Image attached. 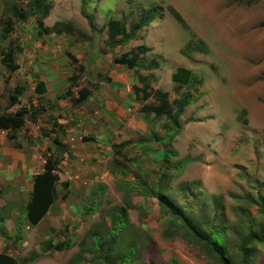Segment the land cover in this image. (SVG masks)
I'll return each instance as SVG.
<instances>
[{
	"label": "rangeland",
	"instance_id": "rangeland-1",
	"mask_svg": "<svg viewBox=\"0 0 264 264\" xmlns=\"http://www.w3.org/2000/svg\"><path fill=\"white\" fill-rule=\"evenodd\" d=\"M5 1L7 7L0 15V151H5L6 155L14 149L24 154L37 151L44 164L50 153L47 143L55 136L51 135L52 130L58 129L53 127V116L43 113L50 109L46 100L28 93L34 85V77L22 80L32 72L28 64L35 58L29 45L35 42L34 32L38 28L34 18L21 22L11 15L14 4L26 9L32 0H4V4ZM49 3L52 17L48 24L51 27L58 22L69 25L71 29L65 33V38L70 46L80 44L81 55L87 45L84 41L99 52L114 53L116 57L134 51L141 54L132 72L133 88L141 90L139 96H143L142 91L148 86L147 93L161 90L168 94L170 103L187 93L194 102L179 118L178 132L165 145L163 154H169L168 163L161 162L160 158L155 161L154 155L132 142L121 154H115L113 149V155H106L100 161L85 157L78 161V171H82L85 181L83 192L91 194L82 211L73 215L76 222L70 220L75 224L72 230L69 226L64 228L65 233H71L65 234L62 241L71 238L73 247L63 253H49L27 246L22 248L24 252L14 254L15 258L23 263L24 259L41 252L35 264H67L79 251L81 241L89 239V229L103 224V219L109 223H104L107 227L111 226L112 206L131 202L137 206L129 211L132 226L127 228L123 245L132 244L139 254L143 251L142 258L132 264H219L201 245L187 238L184 229L181 237L167 239V235L182 227L181 221L165 209L161 211L157 199L141 197L139 184L151 187L152 182L156 187L154 175L144 168H157L158 164L159 175L171 173L164 178L165 198L181 210L189 207L187 214L196 223L214 219L227 235L226 249L237 263V246L249 225L253 224L257 230L264 225L261 208V198H264V28L259 27L264 21V0H49ZM151 9L156 12V20L131 36L133 27L148 20ZM171 9L180 14L185 25L173 17ZM9 18L13 26L8 33L4 30V21ZM111 20H119L122 29L112 42L107 33ZM27 24L31 28L26 27ZM141 47L146 51L140 50ZM9 48L14 49L15 66L22 67V72H17L18 68L15 72L9 70L3 62V53ZM75 52L66 50L65 55L74 69L72 77L76 75L81 80L83 72L79 70L81 64ZM180 68L191 70L197 82L174 83L172 75ZM72 94L76 96V91ZM13 95L18 96V103L14 105L11 104ZM136 101L140 110L159 105L155 97L146 102ZM21 108L37 112L38 116L33 118L31 113L26 114L25 125L17 132L4 129L5 116L15 115ZM145 115L156 131L172 128L171 115L164 114L160 118H155L151 112ZM51 156L59 159L61 153ZM185 159L188 160L185 169L174 171ZM91 168H94L93 174ZM58 170L59 174L63 171L61 166ZM76 175L78 173L73 176ZM75 180L79 184V178ZM194 180L201 181L202 185H190ZM187 186L191 189L185 192ZM6 187L0 184L2 191L7 190ZM58 189L56 203L62 201L64 193L61 185ZM81 192L82 189H78L75 195ZM143 202L149 203L147 210L141 206ZM140 231L151 235V242ZM32 237L33 244L36 241L42 245L46 241H40L39 234ZM123 249L122 252L126 247ZM252 250V264H264V245H254ZM90 258L91 255H86V260Z\"/></svg>",
	"mask_w": 264,
	"mask_h": 264
},
{
	"label": "crops",
	"instance_id": "crops-1",
	"mask_svg": "<svg viewBox=\"0 0 264 264\" xmlns=\"http://www.w3.org/2000/svg\"><path fill=\"white\" fill-rule=\"evenodd\" d=\"M4 6V0H0V15L4 12ZM51 17L52 7L49 17L45 20V26L48 28L51 27L48 24ZM26 27L31 28L29 24ZM37 31L35 29V42L29 45V50L35 58L28 64L32 72L28 76H22V80L34 77L32 78L34 85L29 88L28 93L35 94L36 98L45 99L50 105L49 110L43 111L45 116H53L54 121L66 127L65 133L58 132L60 133L58 138L67 149L66 153L60 152L59 166L63 173L60 171L59 175L62 182L69 183V193L65 200L56 203L55 209L52 207L49 210L38 225H30L27 221L26 205L33 190L34 178L43 171L42 155L37 151L24 154L17 149L11 151L10 155L0 151V184L7 185V190L0 199V253L13 257H17L14 254H20V251L24 252L22 248L27 246L35 247L37 250L39 247L42 250V245L39 246L36 241L33 244V234H39L40 241L43 239L47 241L51 237L49 230L54 229L52 235L54 241L61 242L65 234L71 233V231L65 233V226L72 230L75 224L71 222H76L73 215L80 213L79 210L82 211L84 202L91 194L90 191L83 192L85 181L82 171H78V161L84 160V157L100 161L104 156L114 154V146L121 145L122 142L129 144L132 142L151 156L154 155L155 161L158 162L160 158L163 162V151L167 143L165 132L168 129H164L163 132L156 131L154 125L146 121V115L141 112L133 93V70L126 65L116 64L114 53L112 55L101 53L92 47L90 42L84 41L87 45L83 47L85 52L81 55L80 44L70 46L65 33L39 36ZM66 50L70 52L76 50L75 56L84 68L83 79L77 80L79 88L74 87L70 81L74 69L68 63ZM22 70L24 69L19 67L17 72ZM39 82L45 86L46 91L43 94L36 92ZM81 88L92 90L91 96L82 103L78 98V90ZM69 90L72 93L76 91V96L72 94V97L78 98L77 107H73L71 97L67 96ZM28 93L25 92V96ZM20 101L24 102L25 99ZM33 102L36 105V100ZM51 135L57 136L55 133ZM120 139L122 141H119ZM47 147H50L49 156L59 152L51 141L47 143ZM156 167L144 168L146 172L154 175L151 176L155 177L154 182L160 176L158 164ZM91 169L93 174L94 168ZM75 173L78 175L73 176ZM74 178H79V184ZM153 184L151 182L152 189L155 188ZM78 189H82V192L76 196L75 191ZM138 191L143 194L141 196L143 199L147 198L141 187ZM144 202L141 206L147 210L149 203ZM159 209L162 211L160 206ZM37 255L41 257V252Z\"/></svg>",
	"mask_w": 264,
	"mask_h": 264
},
{
	"label": "trees",
	"instance_id": "trees-1",
	"mask_svg": "<svg viewBox=\"0 0 264 264\" xmlns=\"http://www.w3.org/2000/svg\"><path fill=\"white\" fill-rule=\"evenodd\" d=\"M247 1L249 2V0ZM6 7L7 2L5 1V8ZM50 8L51 7L49 0H32L28 2L26 9H22L20 8V6L14 4L12 6L11 15L13 19L15 18L21 22H26L27 20H29V18H34L39 35L52 33L61 34L69 32L71 27L60 22L56 23L50 28L45 26L44 21L50 15ZM170 11L173 17L177 21H179V23L185 25L180 14L175 9H171ZM155 16V10H149L148 20L142 21L138 25L133 27L131 36H134L136 31L143 28L145 24H149L151 21H155ZM12 18L6 19L4 21V30L8 33L12 30ZM259 27L264 28V21L259 24ZM121 31V23L119 20L109 21L107 25V33L110 42L114 41L121 34ZM140 50L146 51L145 47H141ZM3 55V62L6 63L7 68L15 72L18 66H15L14 49L9 48L5 53H3ZM140 55V53L135 51L126 53L121 57H115L114 62L116 64L126 65L129 69L134 70L139 64ZM79 70L80 72H82L84 68L81 66ZM77 80L78 77L76 75L70 78L72 85L79 88ZM172 80L174 83L179 85H190L192 82H197V77L191 70L180 68L172 75ZM133 89L135 92L136 100H142L143 102H146L150 97H155V99L158 100V106L143 107L141 108V112L147 115L149 114V112H151L155 116V118H160L164 114L171 115L172 128L165 132V140L169 141L172 135H174V133L178 132V130L180 129L179 118L183 116L186 108H188L194 102L191 99V94L187 93L183 97L174 99L170 103L168 100V94L161 90L147 93V90H149L150 87L146 86L144 91H142L143 96L141 97L138 95L141 90L135 86ZM45 91L46 90L44 84L42 82H39L36 86V92L39 94H43L45 93ZM16 92L18 94L21 93L19 90H17ZM91 94L92 90H89L87 88H81L78 90V98H80L81 103L85 102L91 96ZM67 96L71 97L73 107H77L79 105V103L77 102L78 98L72 97V92L70 90L67 92ZM16 103H18V96L13 95L11 97V104L14 105ZM30 112L33 117L38 115L37 112L29 111L27 108L19 109L15 115H6L4 118V129L11 132H17L18 130L22 129L25 125V115ZM53 127L58 130H52V133H65L66 127L64 125H60L55 121ZM8 139L12 140L13 137H8ZM51 143L57 149H59L61 153L67 152V149L58 138V135L51 140ZM128 144L129 142H125L121 145L114 146L113 148L115 150V154H121L123 148ZM163 162H169V154L167 152L163 154ZM187 163L188 160H181L178 163L181 166H177L178 168L174 167L173 170L180 172L181 169H184L182 167H184ZM59 164L60 159H58L57 157L46 156L43 171L37 174L34 178L33 190L26 205L27 221L32 226L38 225L56 203L59 195L58 187L60 185L62 187V190H64V193L61 196V200H65L68 197L69 183H61L58 170ZM169 173L170 171H167L166 175H160L157 178V181L155 182L156 187L154 189L149 186H144V184H139V188L141 187L142 193H145L146 197H153L157 199L160 207L163 210L165 209L173 216V218L179 219L181 221L182 227L176 228L174 231H172L169 235H167V239L181 237L180 232L182 231V229H184L185 236L189 239H192L195 244L201 245L206 253L212 254L219 264H252V246L258 244L264 245V225H261L258 230L254 229L255 226H253V224L249 225L247 234L237 246V254L239 260L237 263H235L226 249L228 244L226 239L227 235L221 231L220 225L218 223H215L214 219L212 221L208 220L204 223H196L195 221L191 220L187 214L186 209H188L189 207L185 206L184 210H181L180 208L175 207L174 203L171 200L165 198V196L163 195L166 183L164 181V178L165 176H171V173ZM190 185L198 186L202 185V182L199 180H194ZM188 186L184 187L185 192H188L191 189ZM3 193L4 191L0 189V199ZM261 199L263 201L261 203V208L262 212H264V198ZM133 208L134 205L131 202H128L127 204L112 206L109 211V214L112 218L111 226L107 227L106 225L109 223L105 219H103V222L105 221L104 223L107 224L100 223L97 227L89 229V239L85 238L81 241V243L79 244V251L71 257L67 264H132L135 261H139L142 258L143 251L139 254V252H137L132 244L123 245V241L126 238L127 234V228L132 226V223H130L129 221V210ZM49 231L51 232L50 239L42 244V250L44 252H64L73 247L71 238L65 239L61 242H55L54 237L52 236L53 232H55L54 229H51ZM140 233L147 237L148 242H151V235H148L146 231L145 233H142V231H140ZM124 246L126 247V250L122 252V250H124ZM86 255H91V258L89 260H86ZM37 258L38 255L26 258L23 260V263L34 264V261ZM23 263L10 254L0 253V264Z\"/></svg>",
	"mask_w": 264,
	"mask_h": 264
}]
</instances>
